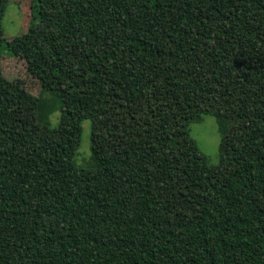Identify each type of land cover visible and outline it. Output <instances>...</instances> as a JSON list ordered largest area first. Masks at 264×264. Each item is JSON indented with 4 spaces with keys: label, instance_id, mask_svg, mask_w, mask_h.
Here are the masks:
<instances>
[{
    "label": "trees",
    "instance_id": "16d2710c",
    "mask_svg": "<svg viewBox=\"0 0 264 264\" xmlns=\"http://www.w3.org/2000/svg\"><path fill=\"white\" fill-rule=\"evenodd\" d=\"M9 1L0 264H264V0H32L8 42ZM206 116L216 166L191 137Z\"/></svg>",
    "mask_w": 264,
    "mask_h": 264
},
{
    "label": "rangeland",
    "instance_id": "374dc122",
    "mask_svg": "<svg viewBox=\"0 0 264 264\" xmlns=\"http://www.w3.org/2000/svg\"><path fill=\"white\" fill-rule=\"evenodd\" d=\"M8 10L3 20L5 38L11 42L15 37L24 34L32 20V0H10ZM3 75L14 85L25 88L32 95L41 98L44 113H48L52 122L57 124V115L60 109L55 107L54 97L51 93L43 92L38 79L31 76L27 71L26 61L22 58L3 57ZM57 119V120H56ZM83 138L76 160L80 165L85 164L91 157V122L85 121L83 125ZM191 137L197 142L201 151L208 157L213 166L220 161L221 135L218 129L217 119L214 116H206L200 124L191 126Z\"/></svg>",
    "mask_w": 264,
    "mask_h": 264
}]
</instances>
